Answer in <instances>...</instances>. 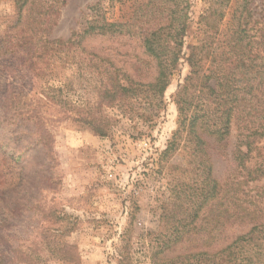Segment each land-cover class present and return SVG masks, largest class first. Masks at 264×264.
I'll use <instances>...</instances> for the list:
<instances>
[{
	"label": "rangeland",
	"instance_id": "374dc122",
	"mask_svg": "<svg viewBox=\"0 0 264 264\" xmlns=\"http://www.w3.org/2000/svg\"><path fill=\"white\" fill-rule=\"evenodd\" d=\"M227 1L223 31L239 5ZM27 2L21 8L18 0H0V264H117L120 257L131 264H208L189 258L211 253L209 226L200 220L195 226L206 231L195 241L160 253L170 227L164 210L179 212L172 192L196 187L190 152L161 158L177 127L173 96L187 66L181 62L171 76L158 108L136 91L116 101L102 95L104 85L135 88L156 77L137 31L146 18H135L148 0ZM250 2L253 12L264 9V0ZM189 3L185 40L195 45L207 4ZM96 5L106 21L128 29L41 49L38 39L59 44L79 33ZM236 133L224 148L204 137L218 182L245 176L231 158ZM263 182L244 190L257 196ZM246 230H230L228 243Z\"/></svg>",
	"mask_w": 264,
	"mask_h": 264
},
{
	"label": "trees",
	"instance_id": "16d2710c",
	"mask_svg": "<svg viewBox=\"0 0 264 264\" xmlns=\"http://www.w3.org/2000/svg\"><path fill=\"white\" fill-rule=\"evenodd\" d=\"M205 1L207 8L197 22V44L187 45L189 0H148L145 13L138 10L135 18L138 24L146 18L137 31L143 37L145 53L155 64L156 77L135 88L104 85L102 95L116 101L135 96L136 91L158 108L171 76L181 62L187 66L188 75L173 96L177 127L161 158L180 149L190 152L197 171L196 187L172 192L179 201L173 208L179 212L169 207L164 210L162 217L170 227L160 253H172L182 243L195 241L191 237L206 231L204 225L195 226L200 220L209 226L211 253L190 254L189 258L202 263L206 259L208 264H264V182L257 196L244 190L248 183L264 181V9L253 12L250 0H239L223 31L220 27L228 15V1ZM18 2L21 8L28 3ZM91 9L92 19L79 33L59 44L38 39L41 49L53 44L78 46L85 37L113 36L128 29V25L106 21L97 5ZM233 128L237 133L231 158L237 175L243 172L245 176L241 181L218 182L212 177L204 137L224 148ZM181 212L182 219L178 218ZM234 228L247 230L228 243V232ZM117 264L131 263L120 257Z\"/></svg>",
	"mask_w": 264,
	"mask_h": 264
}]
</instances>
